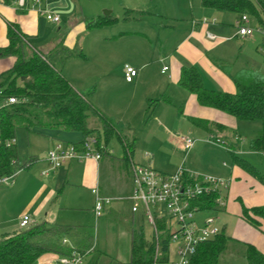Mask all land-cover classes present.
<instances>
[{"label":"crops","instance_id":"1","mask_svg":"<svg viewBox=\"0 0 264 264\" xmlns=\"http://www.w3.org/2000/svg\"><path fill=\"white\" fill-rule=\"evenodd\" d=\"M148 1L155 2V5L148 6ZM123 7L153 19L147 21L146 27L147 31L153 34V39L158 40V47L156 51L138 50L135 47L131 53V63H125V65L129 63L136 69L137 73L133 79L126 80L125 65L124 67L119 66L114 73L108 72L104 76L102 109L95 105L89 97L90 101L115 124L118 134L134 138V148L131 153L132 164L143 163L141 162L142 155L137 148L135 129L137 122L144 120L145 122L147 120V124L150 120L154 123L174 122L171 130H167L162 125L163 130L171 131L167 135V140L151 147L153 148L151 155H165L167 159L163 162L154 160L156 164L153 168L163 173H171L167 169L182 167L191 173L229 179L230 183L226 189L221 190L219 203L216 206L226 217L222 215L224 218L222 226L217 227L225 231L228 220H232L233 230H230L231 234L228 235L238 241L251 243L264 252V230H262L264 220L260 222L259 228H255L241 217L242 206L252 207L264 204V183L233 163L232 157H229V162L226 160L225 152L228 154L232 152L242 158L243 151L236 142L212 143L206 140L207 138H201L200 133V130H203L207 134L219 136L228 129L238 128L239 119L221 110L200 105L193 93L178 84L181 66L193 65L200 71L206 88L226 92L235 91L231 77L240 68H231L226 61H228L227 53L233 48V42L237 39H246L236 36L235 22L239 15L230 11L203 7L200 0H130ZM40 9L57 13L59 20L57 22L47 20L40 14ZM108 9H104V14L89 18L86 26L91 19L98 17L113 16L115 18L113 9L111 7ZM76 10L74 0H41L36 6H32L30 0H2L0 4V47L8 44L7 32L11 26L28 36L29 40H38L40 46H32L30 42L29 44L40 51L47 52L61 42L67 48L76 49V44L71 46L65 41V34L59 26V23L73 25ZM144 36L151 45L153 40L147 35ZM253 36L256 37L255 40L259 46L264 47V37L259 34ZM73 58L75 57L67 61ZM212 58L229 65V72L216 66ZM14 60L13 56L0 57V74L8 70ZM67 61L62 67V74L77 91H80L64 74L63 70ZM163 61L160 70L154 72L151 66ZM164 66H167L165 71L162 70ZM165 73H167L166 76H164ZM119 81L135 91L137 89L134 88L140 85H145V88L119 101L114 95ZM153 106L155 109L149 113ZM157 108L160 110L159 113H155ZM198 121L208 123L204 126ZM38 129L40 128H33L29 133ZM179 135L194 139L190 149L184 148L179 141ZM34 138L40 140L42 147L33 141L28 154H23L21 158L31 157L34 158L33 162L26 168L17 169L6 184L0 185L1 196L6 197L12 194V197L20 199L19 202L22 204L21 212L16 218L7 219L0 213V236L20 229L19 221L24 214L29 215L30 224L45 221L58 225H66L62 224L66 216L61 213L73 209L74 206L81 207L88 204L86 209L94 214L97 197L109 198V201H121L123 210L112 213L119 216L125 214L126 210L128 222L132 224L133 215L138 210H131L130 196L133 191L131 168L124 159V149L116 137L119 150H112V146L106 144L97 161L89 158L73 159L56 168L49 166L44 153L46 149L58 141L80 143L83 139L82 133L60 128H47L45 133L35 135ZM166 141L167 146L163 147ZM41 149H43L42 156L38 155ZM181 152L185 155L182 161L176 159L178 157L176 155ZM67 189L72 190L69 194L78 201L85 199L86 204H69ZM109 204V202L104 203V211L111 212ZM141 214L144 216L143 211ZM94 216L98 220L102 213L98 216L94 214ZM66 226L73 227L76 232L89 234L84 225L67 224ZM95 247L94 240L86 253L93 252ZM102 254L108 255L105 251L99 250L92 264H97ZM57 257L58 255L53 252L44 253L32 264H56ZM111 259L117 260L118 264L129 262V259L127 261L114 257Z\"/></svg>","mask_w":264,"mask_h":264},{"label":"trees","instance_id":"2","mask_svg":"<svg viewBox=\"0 0 264 264\" xmlns=\"http://www.w3.org/2000/svg\"><path fill=\"white\" fill-rule=\"evenodd\" d=\"M203 7L253 15L258 25L264 26V1L262 0H200ZM113 16L91 19L88 28L110 24ZM8 44L0 47V57L13 56L12 66L0 74V87L4 97L14 96L17 101L0 109V138H15V128L22 126L27 132L33 128H60L79 131L85 138L94 137L102 154L111 137H116L124 149V159L131 168L134 138L118 134L115 124L102 114L90 101L89 92L77 91L62 74L64 63L72 57L84 56L80 49H70L59 43L51 50L40 51L29 44V37L8 28ZM221 70L229 72V65L212 58ZM234 92L206 88L200 71L193 65H182L178 84L193 93L202 106L212 107L240 120H264V71L252 66L240 68L232 75ZM19 82V83H18ZM206 126L207 121H198ZM218 126V125H217ZM250 148L264 150V138L250 140ZM233 163L264 183V176L243 158L231 152ZM34 158L21 159L15 144L0 145V176L11 175L17 169L26 168ZM219 191L204 194L195 201L200 210L211 211L216 207ZM241 217L260 227L264 220V204L242 206ZM159 229L163 224L157 221ZM129 264H156L167 261L170 232L163 233L156 241L142 232L129 229ZM67 238L70 243H63ZM236 240L220 230L215 236L200 242L188 264H220L221 255L228 250L229 242ZM238 241V240H236ZM94 242L90 234L74 231L73 227L49 224L45 221L32 223L12 233L0 236V264H32L40 255L48 252L70 255L74 250L83 254ZM241 242V241H240ZM247 264H264V252L253 244L242 242Z\"/></svg>","mask_w":264,"mask_h":264},{"label":"rangeland","instance_id":"3","mask_svg":"<svg viewBox=\"0 0 264 264\" xmlns=\"http://www.w3.org/2000/svg\"><path fill=\"white\" fill-rule=\"evenodd\" d=\"M129 1L130 0H74L77 10L73 19V25L59 23L61 30L65 34V41L71 46L76 44V49H80L84 55L67 61L63 70L64 74L80 91L89 92L91 100L101 109L103 79L105 74L108 72L114 73L119 66L123 65L124 67L126 62L131 63V53L135 47H137L138 50L146 49L149 51H156L158 47V40L155 38L153 39V34L150 33V31H147L146 27L147 21L152 18L141 16L134 10L123 7L126 2ZM151 4L155 5V2L148 1L147 5L150 6ZM110 7L113 9L112 12L114 13V16H116V19L112 23L94 28H88L86 26L89 18H94L98 14H104V9L109 10L108 8ZM247 15L249 24L251 26H256V18L251 14ZM143 34L153 40L151 45L148 44L147 37ZM255 38L256 37L252 36V38L237 39L233 42V48L227 53L228 61H226L231 68L235 69L252 66L264 71V47L259 46ZM29 42L32 46H40L38 40H29ZM129 63H127V65H129ZM162 63H164V61L151 66V68L154 72L159 71ZM166 74L167 73H165L164 76H166ZM143 87L145 88V85H140L139 87L134 88L137 89L135 91L133 88L125 86L119 81L117 83V88L114 91V95H116L119 101H121L127 98V95L138 92ZM154 106L151 107L149 113H152V110L155 109ZM159 111L160 110L157 108L155 113H159ZM186 121L188 122V120ZM148 122L149 123L147 124V120L146 122L145 120L138 121L135 125L137 131V148L142 155L141 162L147 165L151 164L150 166L154 167L156 164L154 160L157 162H163L167 159L165 155H151L153 149H151V147L155 144H159L158 142L167 140V135L171 132L167 130L173 129L174 122L164 121L163 123H154L153 120ZM162 125L167 128V130H163ZM45 130H47V128H40L29 133L24 127L18 126L15 128V146L20 158H22L23 154H28L33 145V141L42 147L40 140L35 139L34 137L35 135L45 133ZM200 133L202 135L201 138L206 139L210 137L212 143L219 144L222 141L236 142L239 145L240 150L243 151V153H241L242 158L264 176V150L257 151L250 148V140L252 138L257 136H262V138H264V120L239 119L238 128L234 130L228 129L223 134L216 137L212 134H207L203 130H200ZM236 137L237 139H235ZM215 138H217L219 142H215ZM107 144L108 146H112V150H119L115 137H111ZM163 145V147H166L167 141ZM169 146L170 145H168V147ZM50 148L51 147L46 149L44 152L45 155ZM42 150L43 149L38 151V155H43ZM176 156H178L176 159L182 161L185 155L184 152H181ZM224 156L229 162V157H231V155L225 152ZM167 171L173 173L176 172L177 169H167ZM67 191L69 204H86L85 199L78 201L74 196L69 194L72 190L67 189ZM19 200L13 198L12 194H8L6 197L0 195V213L2 214V217L7 219L12 217L16 218L22 208V204ZM122 202L124 201L122 200ZM109 203V206H111V212L104 211L103 207L101 211L102 216L99 217L98 220L91 211L86 209L88 204L81 207L74 206L73 209L65 210L61 213H64L63 215L66 216L62 224L73 226L84 225L86 226L87 232L92 235L95 240V250L83 255L81 264H92L97 257L99 250L105 251L108 255L102 254V257L98 260L97 264H118V261L111 259V257L117 258L121 261H127L129 259L128 233H130L129 229L131 228L137 232H142L144 237L148 240H151L153 237L154 232L152 223L141 214V208H139L133 215V221L131 224L128 222L129 219L126 210L124 211L125 214L119 216L112 213L113 211L120 212L123 210V204L121 201L111 200ZM150 208L152 209V206H150ZM222 215L226 217L222 211L218 210V207L211 211L199 210L193 215L194 224L195 226H201L206 217L212 216L214 217L213 224L220 227V225L222 226V220L224 219ZM228 221L224 232L225 234L230 235V230H233L234 223L230 219ZM172 226L174 227L175 224L172 223ZM244 251V243L236 240L230 241L228 250L221 255L220 264H247ZM167 257V261L157 262L156 264H172L176 259L174 246L172 244L169 245Z\"/></svg>","mask_w":264,"mask_h":264},{"label":"built area","instance_id":"4","mask_svg":"<svg viewBox=\"0 0 264 264\" xmlns=\"http://www.w3.org/2000/svg\"><path fill=\"white\" fill-rule=\"evenodd\" d=\"M32 6L39 5L41 0H30ZM264 1V0H262ZM2 0H0V4ZM40 14L47 20L57 22L59 15L47 9H40ZM204 21H206L204 19ZM236 36L248 38L254 34L264 37V26L249 24L248 15L243 13L235 22ZM210 37H212L210 35ZM167 66L162 68L163 71ZM137 71L130 65H125V78L130 81ZM14 96L4 97L3 89L0 87V109L10 103L16 102ZM179 141L185 149H190L194 139L188 136L179 135ZM206 140L210 141V137ZM215 142H219L215 138ZM10 147L15 144V138L2 140L0 145ZM101 153L96 146V139L88 137L83 140L78 148L74 143L56 142L46 154V160L51 168H56L73 159H100ZM14 174V173H13ZM0 176V185L6 184L12 175ZM131 175L133 191L130 196L131 210L142 209L146 219L152 223L156 241L163 233V230L170 232L169 241L174 246L176 259L172 264H188L197 245L215 236L220 229L215 226L214 217H206L201 226H195L193 215L199 211V205L195 203L197 199L206 193L226 189L230 183L229 179H224L212 175H202L185 171L182 167L173 173H163L150 165L134 163L131 165ZM220 197L216 200V206ZM109 202V198L97 197L94 204V214H101L104 203ZM152 206V209L150 208ZM157 221L163 224L159 229ZM172 223L175 226H172ZM30 224V217L27 214L21 216L19 228H25ZM63 243H70L67 238ZM87 252V251H86ZM85 252V253H86ZM74 250L70 255H59L56 264H81L83 255Z\"/></svg>","mask_w":264,"mask_h":264}]
</instances>
